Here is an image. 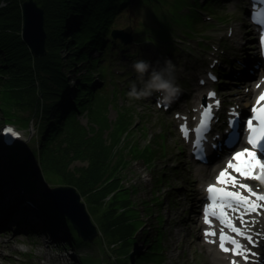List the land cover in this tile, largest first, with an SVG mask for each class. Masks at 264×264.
I'll return each mask as SVG.
<instances>
[{
	"label": "rangeland",
	"instance_id": "374dc122",
	"mask_svg": "<svg viewBox=\"0 0 264 264\" xmlns=\"http://www.w3.org/2000/svg\"><path fill=\"white\" fill-rule=\"evenodd\" d=\"M131 1L127 7L122 8L118 13L112 29H124V31L131 33L132 37L134 36L133 41L125 44L119 39L112 38L127 47L125 49L119 48L115 54L110 53L108 60L99 72L105 76L107 81L106 93L112 95L115 89L118 92L116 94L117 101L113 102L108 108L110 124L114 126L123 107L124 111L127 107L135 120L133 122L134 126L128 129V133L124 135L120 145V151H123L125 159L121 173L123 185L128 188L132 206L138 213V219L132 223L138 229L142 225L138 230L137 244L133 249V254L136 251L137 255L145 252L148 241L145 242L144 237L151 242L159 238L163 248V264H214L211 255L215 253L209 252V254L205 250L202 246L204 245L203 239L198 235V228L191 226V224H194L191 222V217L194 219L196 216L193 209L198 207L197 203L193 200L185 206L182 202L183 196L181 193L184 182L192 185L193 183H200L202 180L200 177L195 176L197 166L190 159L191 144L182 139L180 127L181 120L191 121L194 117L193 110L196 108L195 102L197 100L194 95L200 90L203 94L206 93L207 88L202 87L206 84L204 82L200 84L199 78L205 75V70L213 60L219 62V65L215 67V71L220 69L223 76L220 84L227 85L219 92L222 101L218 95L220 102H222L223 111L235 104L228 101V92L240 89L242 96L243 93H250V87L242 84L244 78L233 80L228 77L230 74L228 70L231 68H239L237 70L240 72H246V67L236 66L232 61L242 55L252 56L250 55L253 51L252 42L257 45L251 29H248L250 28L249 21L244 13L248 0ZM207 1L211 5L210 3L207 4V8L204 9ZM198 2L202 6V10L195 13L191 10V7L198 6ZM190 16L198 18L192 21V18H189ZM233 28H236V30L239 28L238 35L240 39L231 37ZM155 37L157 40L148 42V38L153 39ZM69 38L70 34L68 33L66 39ZM234 40L235 45L232 44ZM117 42H114L110 47L113 52L114 48L118 47ZM137 50L139 52L135 54ZM69 52L68 48L61 51L64 64L62 70H64L67 79V89L71 86L70 92L67 93L66 90L63 94L64 100L69 99L75 102L78 99L76 93L78 89L74 90L73 87L79 83L78 77L82 73L92 74L93 70L96 72V69L85 71V64H81L79 60L73 62L72 67L69 66L71 63ZM91 55L100 58L102 53L94 50ZM213 57L216 58L213 59ZM141 59H148L156 68V62L159 61L160 64H163L165 59H170L175 65L177 82L181 89L186 90L188 99L183 101L182 105H178L173 113H166L157 107L155 97L158 99V94L141 100L128 97L131 85H127L126 81L128 79L132 78L134 80L132 83L135 82L137 87L141 85L138 74L132 67L134 61ZM224 62H226L228 70L222 69ZM128 71L134 73L130 74ZM208 71L214 73L213 70ZM145 79H147V74ZM0 80L3 79L0 77ZM98 83L100 82L98 81ZM200 87L201 89H197ZM91 88H94V86H91ZM216 89H218V86ZM88 93L90 95L91 90H88ZM83 95L84 93H80V96ZM108 95L106 96L107 99H111ZM253 96L254 94H251L247 97L250 98V102ZM84 101H89V99L85 97ZM244 101L242 99L239 102L243 104ZM240 107L243 106L240 105ZM32 112V109L27 108L25 111L22 109L20 113L16 114L15 122L17 126L10 125L12 129L14 128V138L12 143L7 145L3 130L9 124L5 123L6 121L3 120L0 111V224L8 222L0 230V233L5 232L3 235L0 234V240L3 242L0 246V263L79 264L82 258L85 259L86 256H89L84 263L102 264L99 258H105L104 264H120L121 257L116 253L120 244L115 248L113 243H110L109 239L102 235L91 209L88 207L86 196L81 192L77 190L82 197V201L85 202L94 223L97 225L100 235L93 242H86L89 246H67L66 242H70L65 241L64 237L67 236L60 230H55L53 226L49 227L45 215L42 214L43 210L30 201L26 194L23 193L22 195V191L14 185L10 178L8 181L4 179L6 177H4L3 169L7 165L5 153L8 146L20 143L27 150L33 148L35 151L39 147V132L41 131L39 120L41 118L40 115H35ZM86 113L87 111H82V109L76 113V118L85 127L92 124ZM176 114L185 118H176ZM28 116L30 121L27 126H21L24 119H28ZM67 117L65 116L64 119ZM222 122L223 120L220 119V126H222ZM154 141L156 144H154ZM146 146H155L156 149L161 148V151L157 152V158L152 159L150 165L143 158L135 160L132 152L145 151ZM85 164L87 163L77 161L70 164V166ZM192 170H194L192 172L194 176L188 174ZM38 180L44 185L45 191L51 187L45 183L41 170L38 173ZM7 186H9L8 189ZM118 195L127 196L128 192L127 190L119 191ZM26 201L30 203L27 204ZM7 205L11 211L18 212L21 216H13L12 213L5 214V206ZM126 213L130 218L135 219L133 211L128 210ZM59 228L65 230L62 224L59 225ZM67 239L69 238L67 237ZM186 239H189L191 243ZM132 242L133 239L131 238H123L121 252H125ZM262 251L264 253V247ZM51 254L54 255L53 259H51ZM148 260V262L142 264H153L155 258ZM224 263L220 262V264Z\"/></svg>",
	"mask_w": 264,
	"mask_h": 264
},
{
	"label": "trees",
	"instance_id": "16d2710c",
	"mask_svg": "<svg viewBox=\"0 0 264 264\" xmlns=\"http://www.w3.org/2000/svg\"><path fill=\"white\" fill-rule=\"evenodd\" d=\"M25 1L0 0V77L3 79L0 80V111L5 123L15 126V116L22 109H32L33 114L40 115V144L37 151L33 148L27 150L20 143L8 146L5 153L7 165L3 169L4 179L8 181L10 178L30 201L43 210L42 214L49 227L53 226L69 238L64 237L65 241H70L66 242L67 246H89L78 236L70 222L53 209L51 199L44 195V185L30 173L39 165L45 183L75 187L86 196L88 207L102 235L115 248L120 244L116 252L121 257L120 264H128L141 226L138 229L132 223L138 219V213L132 206L128 188L123 185L121 173L125 159L120 145L128 129L134 126L135 120L127 107L125 111L123 107L114 126L110 124L108 108L112 102L117 101L118 92L115 89L112 95L106 93L107 81L99 70L105 65L110 53L115 54L119 48L127 47L113 40L111 34L116 16L132 1L36 0L45 10L47 53L42 57H35L21 37V8ZM209 3H205L204 9ZM197 5L191 7L195 13L202 10L199 2ZM189 18L195 21L198 17ZM68 33L70 38L66 39ZM155 40L156 37L148 38V42ZM114 42H117L118 47L113 52L110 47ZM64 48L70 51L69 66L79 60L81 64H85V71L96 69L92 74L82 73L78 77L79 83L73 87L74 90L78 89V99L75 102L64 100L63 93L71 90V86L67 89V79L62 70L64 64L61 51ZM94 50L102 53L100 58L91 55ZM138 52L137 50L135 54ZM161 65L163 64L156 63L155 66L159 68ZM98 81L100 87L93 93L91 86ZM133 81L131 78L126 83L130 85ZM88 90H91L90 95ZM80 93L84 95L80 96ZM107 95L111 99H107ZM85 97L89 101H84ZM67 102L70 104L67 105ZM70 107H74L75 111H71ZM81 109L87 111L86 116L92 122L91 125L85 127L76 118V113ZM65 116L68 117L64 119ZM29 121L28 116L21 126L26 127ZM146 147L145 151L132 152L135 159L143 158L150 165L161 148ZM77 161L87 164L70 166ZM125 190L128 192L127 196L118 195L119 191ZM128 210L134 212L135 219L127 215ZM60 224L65 230L59 228ZM123 238L133 239L125 252H121ZM147 241L148 252L140 256L138 264L148 262L153 257V264H163L161 240L156 238L153 242H145ZM87 258L89 256L85 257ZM85 259L82 258L81 261L84 262Z\"/></svg>",
	"mask_w": 264,
	"mask_h": 264
},
{
	"label": "bare ground",
	"instance_id": "6f19581e",
	"mask_svg": "<svg viewBox=\"0 0 264 264\" xmlns=\"http://www.w3.org/2000/svg\"><path fill=\"white\" fill-rule=\"evenodd\" d=\"M248 29H250V28H248ZM238 32H239V28H238V30H236V28H233L231 37L233 39H240V37L238 35ZM232 44L235 45V40H234V42ZM240 44H242V43H240ZM252 47H253L252 48L253 51L250 54V55H252V59H250V62H251V64H255L257 62L256 58L259 55V48L256 47L253 42H252ZM215 58L216 57H213V59H215ZM237 60L240 61V58L238 57ZM240 62H241V64L244 67H247V66L250 65L249 63L244 62V61H240ZM235 73L239 74L238 75V79H240L241 77L243 78L244 77L243 75H245V73H242L239 70H236ZM206 76H207V74L204 75L205 78H206ZM204 81H206L207 85H210V86L214 85V82L209 77H207ZM248 84L251 86L249 94H244L243 93V96H242L240 89H236V91H234V92L233 91L228 92V95H227L229 97L228 101L230 103H235L234 105H231L229 109L223 111L221 106L220 107L219 106L218 107H214V112H213L214 118L212 120L213 127H212V130H211L210 134L207 135V137L205 139V142L202 144L206 149H210L211 148L210 151H215L217 154H219L221 156H222V153L226 154L228 152V150H230V148H226L225 146H222V148H219V146H217V144H216V142H218L222 138L223 131H224V129L220 126L219 121H220V119L224 120L227 116L231 117L232 115H239V114L243 115L246 112V110H247L246 106H248L250 104V102H249L250 98H247V97L255 92V95H254V98H255L258 93L264 92V84L263 83L258 84V81H256V82L249 81ZM93 86H94V88H92V89L94 90V92H96L99 89V87H100V83H96ZM240 87H242V86H240ZM210 88H212V87H209V89ZM197 89H201V87L197 88ZM209 89L207 87V90H206L205 94H203L201 92V90H200V91H198L196 93V95H194V97L197 100L195 102L196 108L193 111H194V113H196L194 115H197L198 118L201 116V113L203 112V107L205 106L206 103L210 102V103L213 104L215 100L219 99L218 97H216L215 99H210L208 97V95H207ZM235 92H236V95H235ZM242 97H244V98H242ZM242 99L245 100L243 102V104H242L243 108L237 106V104L238 105L241 104L239 101H241ZM66 104L68 105V104H70V102H67ZM112 104H113V102H112ZM112 104H110V105H112ZM70 109H71V111H75L74 107H70ZM184 125L185 126L188 125V120H183L182 126H184ZM189 125L192 126V123H189ZM186 128L189 129V127H186ZM214 146H216V148H214ZM218 150H221L222 153L220 154L218 152ZM215 152L211 153V157H213V158L207 161L208 164L206 166L205 165H199V164L195 165V166H197L196 167L195 176L200 177V179L202 180L200 183H197V184L193 183L192 185H189V184H187V182H184V187L182 188V193L181 194L183 196L182 202H183V204H185V206L187 204H190V202H192L193 200H195L197 205L201 204V202L204 201L205 187H206L207 183L217 180V178H218L217 171L213 170L215 168V163H213V162L216 160V153ZM193 171L194 170L189 171L188 174L191 175V176H194L192 174ZM208 176H209V178H207ZM191 189H192V191H191ZM11 206H13V204H11ZM5 207H6L5 214L9 215L10 213H12L13 216H17V217L21 216L20 214H18V212L11 211L8 205L5 206ZM194 207H196V205H194ZM192 208H193V206H192ZM55 211L57 213H59L57 210H55ZM182 214H183V212H182ZM60 215H62V214H60ZM250 217H251V223L247 224V226L245 228L249 230V232H248L249 234H254L253 240H256L257 239V231H258L257 229H260V228H262L264 226V216H262L261 219H259L260 215H255L254 217H252V216H250ZM7 223L8 222L1 223L0 224V230H1V227L6 225ZM201 225H202V222H201L200 219L195 220L194 224H191V226H193L195 228H199V227H201ZM1 233H5V232H1ZM188 234H187V236H188ZM200 237H203V239H204V235L203 234ZM186 241L191 243V241L189 239H186ZM203 242H204V240H203ZM2 243L3 242H1V240H0V246H2ZM196 243H198V242H196ZM202 246H204V245H202ZM204 248H205V250L208 253L209 252L216 253V254H212L211 255V258H212L213 262L209 260L210 262H212L214 264H218V263L224 261L225 257L222 254H220L218 251H216L212 246H207L205 244ZM246 250H248V248H246ZM256 256H260V255L256 254ZM53 258H54V255L51 254V259H53ZM47 260H49V258H47ZM105 261L106 260L104 258H101L102 264H104ZM259 262L261 264H263L264 263V259L263 258H259ZM79 264H81V263H79Z\"/></svg>",
	"mask_w": 264,
	"mask_h": 264
},
{
	"label": "water",
	"instance_id": "95a60500",
	"mask_svg": "<svg viewBox=\"0 0 264 264\" xmlns=\"http://www.w3.org/2000/svg\"><path fill=\"white\" fill-rule=\"evenodd\" d=\"M22 18L21 37L23 41L35 57L44 56L47 53L45 10L35 0H26L22 4ZM111 35L114 39H119L125 44L133 41L132 34L122 29L113 30ZM40 170L43 174L41 166L36 165L30 173L31 176L38 179ZM43 179L45 180L44 175ZM48 185L51 187L47 191H44V195L51 199L53 208L70 222L84 242H93L100 233L77 189L64 184Z\"/></svg>",
	"mask_w": 264,
	"mask_h": 264
},
{
	"label": "snow or ice",
	"instance_id": "6c2138e0",
	"mask_svg": "<svg viewBox=\"0 0 264 264\" xmlns=\"http://www.w3.org/2000/svg\"><path fill=\"white\" fill-rule=\"evenodd\" d=\"M258 0H253V3L256 4ZM251 18L256 21V13L253 12L250 14ZM261 20L258 23V27L260 28V31L262 33V40L261 43L264 45V12L260 13ZM214 96V94H213ZM264 100V95H261V97L257 100V105L260 104V102ZM252 116L247 120V128L248 130L252 133L248 137V143L252 145L253 148H256V152L252 151H245V152H237L235 154L234 159L237 160L238 164L237 165H232L229 163L228 167L229 168H234L236 172H238L241 176L244 177H250L251 172L254 168H261L264 169V107L262 108H257L253 107L252 108ZM204 118L210 122L211 121V108H208L204 113H203ZM253 120L257 121L259 124V128H254L253 127ZM207 128V124H201L200 129H197V132L200 133L204 131ZM185 132H187V129H184ZM14 134V133H13ZM197 146H199V141L197 143ZM259 153V156L257 155ZM247 155V159H245V156ZM227 173L226 172H221L220 176L217 178V183H226L227 182ZM234 180V178H232ZM240 187L245 188L249 191V193L253 196L257 197V200L259 201H264V195H257V193L253 192L252 189L248 185H240ZM207 192L209 193V199L213 201V203H216V196L213 195V193H219L223 197H226L231 203L228 204V206L235 211L240 207L241 204H245V211L248 212H253L256 211L257 205L253 204L252 207H247V205L250 203L247 201V199L243 196H241L238 192H222L221 190L216 189L215 187L210 186L207 189ZM216 219H220L222 223H225V221L222 219L221 216H216ZM205 222H208V213L207 211L205 212ZM233 232H235L238 235L243 236L244 234L241 232L239 228H236L232 226L231 224L227 225ZM206 236L212 235L215 236V233H205ZM249 241V243H252V237L251 236H246L244 237ZM231 243L233 245V250H240L243 249L242 245H239V243L231 238L228 237L226 238L223 232H221L220 235V248L224 252H228L229 249L225 247V243ZM242 254L245 255V258L247 257L248 253L244 251Z\"/></svg>",
	"mask_w": 264,
	"mask_h": 264
},
{
	"label": "clouds",
	"instance_id": "9594fccd",
	"mask_svg": "<svg viewBox=\"0 0 264 264\" xmlns=\"http://www.w3.org/2000/svg\"><path fill=\"white\" fill-rule=\"evenodd\" d=\"M132 67L138 74L141 85L137 87L135 82L130 85L128 92L130 99L141 100L158 94L161 102L171 103L180 95L182 89L176 79L175 65L170 59H165L159 68L153 67L151 62L143 59L134 61ZM146 74L147 79H145Z\"/></svg>",
	"mask_w": 264,
	"mask_h": 264
}]
</instances>
